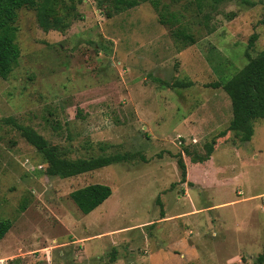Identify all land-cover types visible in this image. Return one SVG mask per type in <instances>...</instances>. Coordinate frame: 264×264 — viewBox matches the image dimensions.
Returning <instances> with one entry per match:
<instances>
[{"label":"rangeland","instance_id":"1","mask_svg":"<svg viewBox=\"0 0 264 264\" xmlns=\"http://www.w3.org/2000/svg\"><path fill=\"white\" fill-rule=\"evenodd\" d=\"M68 12L62 31L17 13L20 57L0 78V221L11 222L0 264H257L264 119L241 142L213 84L264 50V0H150L119 14L105 0H61L56 16ZM9 120L67 159H125L52 177ZM91 184L112 194L83 215L69 194Z\"/></svg>","mask_w":264,"mask_h":264},{"label":"trees","instance_id":"2","mask_svg":"<svg viewBox=\"0 0 264 264\" xmlns=\"http://www.w3.org/2000/svg\"><path fill=\"white\" fill-rule=\"evenodd\" d=\"M61 0H0V78L5 80L13 71L20 57V50L15 42L17 28L15 26L17 13L21 9H32L36 14L38 26L44 31L64 30L69 24L67 17L56 16V9ZM104 0H101V2ZM114 14H119L133 9L140 3L150 0H105ZM197 7L201 8L203 0H194ZM216 1V0H212ZM154 4L155 2H152ZM73 10V7L70 8ZM171 19H174L172 16ZM166 23V20H161ZM175 38L188 45L194 44V39L183 30L174 32ZM257 39L255 34L249 38L247 49L252 48ZM247 55V54H246ZM183 86H188L185 84ZM214 88L220 87L227 95L231 104L232 118L228 125L229 131H234L241 142H249L253 135V122L264 119V50L222 83L213 84ZM9 122L20 132L25 141L38 150L47 163V173L60 179H67L85 173L105 168L125 159L123 155H99L87 159H67L60 150L50 146L46 140L33 129L18 125L13 120ZM213 149L208 146L206 157L199 162L208 160ZM180 170V182H185V165L181 158L177 160ZM112 194L110 187L102 184H91L77 189L69 194L71 201L77 209L87 215ZM11 228L9 220L0 221V241ZM257 264H264V253L257 258Z\"/></svg>","mask_w":264,"mask_h":264}]
</instances>
